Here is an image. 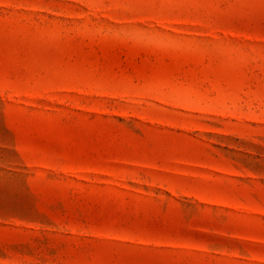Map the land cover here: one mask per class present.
<instances>
[{"label":"rangeland","instance_id":"1","mask_svg":"<svg viewBox=\"0 0 264 264\" xmlns=\"http://www.w3.org/2000/svg\"><path fill=\"white\" fill-rule=\"evenodd\" d=\"M0 264H264V0H0Z\"/></svg>","mask_w":264,"mask_h":264}]
</instances>
